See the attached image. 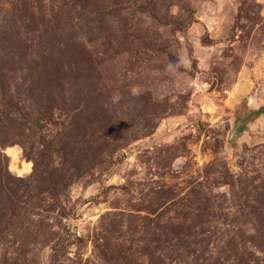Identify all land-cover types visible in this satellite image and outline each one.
I'll return each mask as SVG.
<instances>
[{
	"label": "rangeland",
	"instance_id": "rangeland-1",
	"mask_svg": "<svg viewBox=\"0 0 264 264\" xmlns=\"http://www.w3.org/2000/svg\"><path fill=\"white\" fill-rule=\"evenodd\" d=\"M0 264H264V0H0Z\"/></svg>",
	"mask_w": 264,
	"mask_h": 264
}]
</instances>
